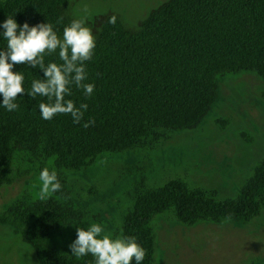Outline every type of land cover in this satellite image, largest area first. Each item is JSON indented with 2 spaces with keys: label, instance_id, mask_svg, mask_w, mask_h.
Instances as JSON below:
<instances>
[{
  "label": "trees",
  "instance_id": "obj_1",
  "mask_svg": "<svg viewBox=\"0 0 264 264\" xmlns=\"http://www.w3.org/2000/svg\"><path fill=\"white\" fill-rule=\"evenodd\" d=\"M75 2L0 0V188L11 184L19 154L53 180L44 197L13 201L0 224L22 232L40 264H101L111 245L59 244L89 217L65 203L75 195L61 173L197 130L228 76L264 80V0H167L137 31L107 14L91 35L72 16ZM254 169L232 199L140 177L119 229L129 255L111 264H154V222L169 213L186 228L249 224L264 210V159Z\"/></svg>",
  "mask_w": 264,
  "mask_h": 264
},
{
  "label": "rangeland",
  "instance_id": "obj_2",
  "mask_svg": "<svg viewBox=\"0 0 264 264\" xmlns=\"http://www.w3.org/2000/svg\"><path fill=\"white\" fill-rule=\"evenodd\" d=\"M167 0H76L72 16L93 34L96 17L115 14L125 27L140 23ZM211 115L193 132L177 133L156 149L103 156L82 173H61L74 194L69 205L88 212L80 230H71L60 245L92 240L110 242L100 253L101 264L129 255L119 234L121 217L129 207L126 192L144 176L150 186L184 180L192 187L217 190L223 199L235 198L254 168L264 159V80L254 75L228 76ZM17 156L12 182L0 188V212L22 197L40 199L53 187L41 163L31 165ZM53 169V166L51 167ZM154 264H264V210L249 224L181 226L173 213L154 222ZM62 231L61 233H63ZM23 233L0 224V264H40Z\"/></svg>",
  "mask_w": 264,
  "mask_h": 264
}]
</instances>
